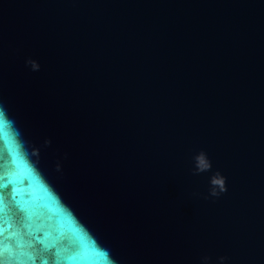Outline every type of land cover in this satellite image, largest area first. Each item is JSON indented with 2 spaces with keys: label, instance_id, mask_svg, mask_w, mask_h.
<instances>
[{
  "label": "water",
  "instance_id": "95a60500",
  "mask_svg": "<svg viewBox=\"0 0 264 264\" xmlns=\"http://www.w3.org/2000/svg\"><path fill=\"white\" fill-rule=\"evenodd\" d=\"M0 264H264V0H0Z\"/></svg>",
  "mask_w": 264,
  "mask_h": 264
},
{
  "label": "clouds",
  "instance_id": "9594fccd",
  "mask_svg": "<svg viewBox=\"0 0 264 264\" xmlns=\"http://www.w3.org/2000/svg\"><path fill=\"white\" fill-rule=\"evenodd\" d=\"M203 157L201 156L199 159H202Z\"/></svg>",
  "mask_w": 264,
  "mask_h": 264
}]
</instances>
